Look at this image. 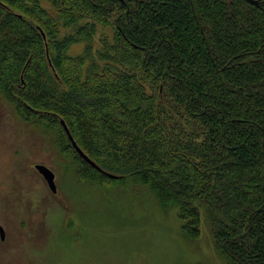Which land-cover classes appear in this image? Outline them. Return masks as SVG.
Listing matches in <instances>:
<instances>
[{
  "label": "trees",
  "instance_id": "trees-1",
  "mask_svg": "<svg viewBox=\"0 0 264 264\" xmlns=\"http://www.w3.org/2000/svg\"><path fill=\"white\" fill-rule=\"evenodd\" d=\"M46 1L0 0L2 100L54 133L79 183L147 186L188 239L204 228L226 264H264V9Z\"/></svg>",
  "mask_w": 264,
  "mask_h": 264
},
{
  "label": "rangeland",
  "instance_id": "rangeland-1",
  "mask_svg": "<svg viewBox=\"0 0 264 264\" xmlns=\"http://www.w3.org/2000/svg\"><path fill=\"white\" fill-rule=\"evenodd\" d=\"M105 35L113 30L99 27L97 46ZM54 138L21 121L0 95V264H226L204 228L188 239L176 210L163 211L147 186L79 183ZM36 165L54 172L60 196Z\"/></svg>",
  "mask_w": 264,
  "mask_h": 264
},
{
  "label": "water",
  "instance_id": "water-1",
  "mask_svg": "<svg viewBox=\"0 0 264 264\" xmlns=\"http://www.w3.org/2000/svg\"><path fill=\"white\" fill-rule=\"evenodd\" d=\"M246 2L250 3L251 5L257 7V8H262L263 9V6H264V0H245ZM43 36L45 38V34L43 33ZM61 124L69 138V140L71 141L73 147L75 148L76 152L79 154V156L81 158H83V160L85 162H87L88 164H90L93 168H95L96 170H98L99 172L107 175L109 178L111 179H115L117 178L115 175H112V174H108V173H105L104 171H102L100 169V167L98 165H96V163H94L82 150L81 148L77 145V143L74 141L66 123L64 120H61ZM36 170L43 176V178L45 179V181L47 182L48 184V187L49 189L51 190V192L53 194H57L58 193V189H57V185H56V180H55V174L54 172L44 166V165H36L35 166ZM0 239L2 242H4L6 240V232H5V229L0 225Z\"/></svg>",
  "mask_w": 264,
  "mask_h": 264
},
{
  "label": "flooded vegetation",
  "instance_id": "flooded-vegetation-1",
  "mask_svg": "<svg viewBox=\"0 0 264 264\" xmlns=\"http://www.w3.org/2000/svg\"><path fill=\"white\" fill-rule=\"evenodd\" d=\"M263 9H264V6H263ZM36 169V168H35Z\"/></svg>",
  "mask_w": 264,
  "mask_h": 264
}]
</instances>
